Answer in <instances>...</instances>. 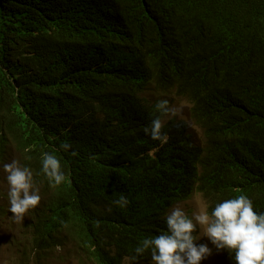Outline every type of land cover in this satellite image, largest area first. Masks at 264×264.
I'll return each mask as SVG.
<instances>
[{
  "label": "trees",
  "instance_id": "1",
  "mask_svg": "<svg viewBox=\"0 0 264 264\" xmlns=\"http://www.w3.org/2000/svg\"><path fill=\"white\" fill-rule=\"evenodd\" d=\"M169 93L203 144L184 120L165 122L167 143L145 133ZM13 160L47 194L22 261L71 242L95 264H154L130 257L195 191L209 215L240 195L264 213V0H0V166Z\"/></svg>",
  "mask_w": 264,
  "mask_h": 264
},
{
  "label": "clouds",
  "instance_id": "2",
  "mask_svg": "<svg viewBox=\"0 0 264 264\" xmlns=\"http://www.w3.org/2000/svg\"><path fill=\"white\" fill-rule=\"evenodd\" d=\"M155 107L160 115L144 131L153 140L164 144L168 142V136L162 132L165 121L161 117L171 119L177 115L178 109L169 106L168 100L158 101ZM70 147L68 143L61 145L65 151ZM3 170L9 184V211L17 222H22L27 212L39 205V190L34 186L32 171L18 161L4 164ZM42 171L52 186L60 185L64 180L60 161L48 152L43 154ZM114 203L124 207L129 201L122 196ZM166 225L167 232L145 238L135 248V255L130 260L138 261L150 250L154 264H200L211 254L206 244L194 243L199 238L193 233L200 225L218 250H235L236 264H264V213L254 211L252 201L245 195L217 203L211 215L205 210L190 218L181 208H173L166 216Z\"/></svg>",
  "mask_w": 264,
  "mask_h": 264
},
{
  "label": "rangeland",
  "instance_id": "3",
  "mask_svg": "<svg viewBox=\"0 0 264 264\" xmlns=\"http://www.w3.org/2000/svg\"><path fill=\"white\" fill-rule=\"evenodd\" d=\"M157 103L160 100H168L169 106L178 109V113L172 120H184L188 124L187 131L191 133L192 139L197 144H203L202 130L193 122L190 116V103L185 97L177 96L173 93L157 94L154 97ZM165 122L171 119L162 117ZM37 188V187H35ZM39 190L44 193V199L47 194L42 189V185H38ZM37 188V189H38ZM9 184L7 181V173L4 172L3 166H0V202H3V213L0 217V264H95L87 255L82 252L71 242L55 245L46 250L41 257H33L29 261H22L21 257L30 252V242L26 234L25 224L29 223V215L33 210H29L22 222H17L13 214L9 211ZM40 203L43 201L41 194ZM39 203V204H40ZM181 208L190 218L194 215L207 211V202L199 192H193L188 198L176 201L169 205L168 214L173 208ZM195 222V221H194ZM196 237L199 238L196 244H206L211 249V254L200 261V264H224L227 263L223 255V249H217L210 239L205 235L203 226L197 225ZM128 262V260H126Z\"/></svg>",
  "mask_w": 264,
  "mask_h": 264
}]
</instances>
